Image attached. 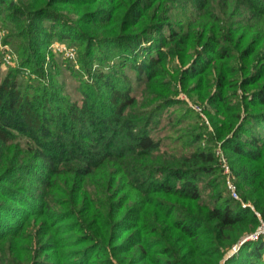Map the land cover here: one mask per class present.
Masks as SVG:
<instances>
[{
	"label": "trees",
	"instance_id": "1",
	"mask_svg": "<svg viewBox=\"0 0 264 264\" xmlns=\"http://www.w3.org/2000/svg\"><path fill=\"white\" fill-rule=\"evenodd\" d=\"M1 16L19 61L1 76L0 59V264H264V233L227 256L264 224V0H0ZM55 39L79 48L80 101L43 67ZM175 81L215 108L255 210L196 125L179 153L153 135Z\"/></svg>",
	"mask_w": 264,
	"mask_h": 264
},
{
	"label": "rangeland",
	"instance_id": "2",
	"mask_svg": "<svg viewBox=\"0 0 264 264\" xmlns=\"http://www.w3.org/2000/svg\"><path fill=\"white\" fill-rule=\"evenodd\" d=\"M19 1V0H17ZM3 13L6 15L10 11L8 9L2 10ZM5 17V16H4ZM21 20L24 23L25 27H29L30 24V16L24 15L21 17ZM9 34V28L5 26L4 19L2 16L0 17V59H2L1 65V76H5L6 72L8 71L10 66H18L19 57L16 53V47H14L11 43H5L4 39L6 35ZM2 45L6 46L5 55L6 53H11L13 55L12 64L4 65L3 64V50ZM60 47V49L58 48ZM51 50V51H50ZM50 51V52H49ZM80 54L79 48L75 45H71L68 42L59 41L57 39L53 40L50 44L48 52L45 57L44 66L48 71L50 70L56 76V80L62 85V89L64 93L68 95L72 100H81V94L78 90L79 80L73 74V69L79 70L81 65L79 62ZM179 64V59H173L170 67L172 65ZM54 65V66H52ZM132 79V94H134L140 102L143 104H150L147 101L151 94L148 90H145L143 84H138L136 81L135 72L132 70L130 66H126L123 68ZM50 73V72H49ZM58 73V74H57ZM164 79V78H163ZM171 79V76L165 77L164 80ZM171 82V81H170ZM178 89V95L175 96L177 99H180L181 103L173 104L169 107H165L161 111L160 122L159 125L153 128V135L156 137L163 138L165 140L164 149H167L173 153H179L182 151L184 146L182 145L181 135L187 134L188 129L192 125H196L195 131H202L203 136L202 140L200 141V145L203 147L212 146L214 147V151L216 155L219 157L220 167L223 169V180L225 181V186L227 189L226 195H231L233 198H236L242 201L243 205L247 207H252L255 210V206L252 201H244L242 199V195L239 191L238 185V176L235 174L231 163V157L228 152L222 146L221 141H212L211 136L215 132L214 125L212 124L211 116L215 113V108L210 104L208 100H202L198 97L196 91L192 89L193 82H187L186 88H184L180 81L174 82ZM169 84V83H168ZM167 84V85H168ZM191 87V88H189ZM192 89V90H191ZM142 104V105H143ZM158 104V102L154 101L151 103L150 106H141L140 109H152ZM194 111V116H187L189 110ZM182 117V121H178V119ZM172 119V121H171ZM198 125H202L201 128ZM184 136V137H185ZM22 143H25V139L21 138ZM229 172H226V171ZM230 184H235L238 192V197H235L232 190L230 189ZM260 233H264V224L259 228L255 235L254 233L251 235H247L242 239L239 244H236L230 252H228L227 256L231 257L233 254L238 253L242 243L248 239H255L259 236ZM244 240V241H243ZM226 260L222 262L225 263Z\"/></svg>",
	"mask_w": 264,
	"mask_h": 264
},
{
	"label": "built area",
	"instance_id": "3",
	"mask_svg": "<svg viewBox=\"0 0 264 264\" xmlns=\"http://www.w3.org/2000/svg\"><path fill=\"white\" fill-rule=\"evenodd\" d=\"M4 48H7V45L6 46L2 45V49H4ZM58 48L60 49V47H58ZM12 58H13V55L11 53H6V55H5V49H4L3 50V64L4 65L12 64ZM226 172H229V171L227 170ZM230 189L232 190L234 196L238 197V192H237V188H236L235 184H230ZM244 206H246V205H244ZM255 235H258V234H255Z\"/></svg>",
	"mask_w": 264,
	"mask_h": 264
}]
</instances>
